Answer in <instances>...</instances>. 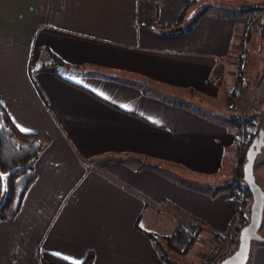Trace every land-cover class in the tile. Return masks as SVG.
<instances>
[{
	"label": "crops",
	"instance_id": "crops-1",
	"mask_svg": "<svg viewBox=\"0 0 264 264\" xmlns=\"http://www.w3.org/2000/svg\"><path fill=\"white\" fill-rule=\"evenodd\" d=\"M193 12L189 0H0V105L18 130L43 134L12 181L0 264H49L45 251L74 264H169L146 232L161 237L178 222L200 235L171 255L182 261L202 233L207 253L223 252L210 231L226 228L235 203L215 182L235 151L229 116L248 107L232 74L247 58L235 50L238 18ZM181 13L185 31L158 30ZM47 49L72 66L35 71ZM253 161L264 197V141ZM171 166L210 175L202 182L214 190L159 170ZM261 209L264 231V200ZM246 258L264 264V242Z\"/></svg>",
	"mask_w": 264,
	"mask_h": 264
},
{
	"label": "trees",
	"instance_id": "trees-1",
	"mask_svg": "<svg viewBox=\"0 0 264 264\" xmlns=\"http://www.w3.org/2000/svg\"><path fill=\"white\" fill-rule=\"evenodd\" d=\"M197 0H189V4H195ZM238 14V13H237ZM232 15V16H237ZM182 15L180 14L176 23L167 24L165 26L159 27L158 30L161 33H173L177 34L179 32L185 31L186 28L182 26ZM147 23V22H146ZM258 27H260V31L264 32V24L261 22L258 23ZM241 33L238 32L234 37L235 45L238 46L243 41L246 40L247 31L246 28H242ZM48 50V49H47ZM46 50V51H47ZM48 60L45 63H39L34 67L35 71L40 72H53L57 73L59 68L69 66L65 64L63 60H60L58 57L54 56L51 51H47ZM238 56L242 55L244 59L245 52H237ZM238 68H242V62L239 61ZM241 83V81H240ZM230 115V114H229ZM255 116L250 114H241L240 116L230 115L228 119L229 126L234 130L232 133V147L235 151V154L232 156L230 168H229V176L225 178H221L219 181L215 182L218 184H222L226 187L229 198L232 202H234L233 207V215L230 217L229 221H227L226 228L217 233L216 231H210V234L214 236L217 241H220L222 237H224L232 248L228 250H223L222 253L214 254L204 260L201 264H219V259L226 253H230L234 249V244L237 240V230L243 224L246 223V218L248 215V203L250 202L249 198V189L242 182V174L241 168L243 164V158L245 153V148L248 143L252 141L254 136H262L261 138L264 141V125L260 123L258 119H254ZM262 133V134H261ZM43 134L40 131H20L14 126L12 123L8 121L6 112L0 105V173L8 174L10 173V178L6 181V192H3L0 195V219L3 218L7 206L10 201L13 199L12 188H13V178L15 175L19 173L25 172L26 169L29 168L31 163L35 160L37 152L41 149V143ZM211 183V182H208ZM205 184V187L209 188L210 192L214 189L208 187L209 184ZM5 182L0 181V190L3 189ZM179 223V222H178ZM176 224L174 230L170 234L161 235V239H163V244L168 250L177 251L184 253L187 248L195 242L197 239L196 233L197 229L200 226L196 224ZM194 229L193 231L191 229ZM148 237L152 239L154 242V246L157 251H159V257L172 264L171 260L168 258L167 253L163 250V246L161 245V239H159L154 232L149 231L146 232ZM261 234V233H260ZM262 239H258L260 242H264V234H261ZM213 248V252H215L216 248ZM159 249V250H158ZM42 255L47 258V262L49 264H74L71 261L64 260L60 256L56 254L48 253L47 251L42 252ZM77 264H86V261L82 260L77 262Z\"/></svg>",
	"mask_w": 264,
	"mask_h": 264
},
{
	"label": "rangeland",
	"instance_id": "rangeland-1",
	"mask_svg": "<svg viewBox=\"0 0 264 264\" xmlns=\"http://www.w3.org/2000/svg\"><path fill=\"white\" fill-rule=\"evenodd\" d=\"M200 12H208L212 14L217 13L220 15H225V14L236 15L238 13L237 16H235L236 18L239 19V23L237 25V32L241 33L240 30L243 27L246 28L247 31V35H246L247 41L241 42L235 48L236 53L238 51L241 53L245 52L244 58H247L244 60L243 62L244 64H242L244 65L243 66L244 68L243 67L238 68V70L239 69L241 70L240 71L241 78L239 79V81L243 82L242 79H245L244 76L245 74L247 76L246 80H248L247 81L248 83L237 84L235 85V89H237L240 92V90H242V87H240V85H242L243 87L246 86L249 89L248 92H246L247 100H245L248 103L247 105L248 107L247 110L243 112V114H250L252 116H255L254 119L255 120L258 119L260 123L264 125V32H261L260 27H258V23L261 22L264 17V0H197V2L194 4L193 14L198 15L200 14ZM235 83H236V79H235ZM241 95L238 97L237 101L235 100L236 107H238L239 105V98H240V102L242 103L244 102L243 98H241ZM195 100L197 103L199 102V100L196 99V96H193L191 103ZM233 115L236 116L237 114H233ZM235 151L233 155L235 154ZM171 168L172 170H174L175 174H169L168 169H166L165 167H161V169L159 170L163 174H165V176L166 175L170 177L172 176L178 181V183H182V184L184 182L187 183L188 181H190L192 179L191 177H197L198 179L195 178V182L192 183L193 187L195 186V183H197V185L200 187L207 184V183L204 184V182L202 181H205L207 180V178L211 177L208 174L205 176H203L202 174H192L190 173V171L186 170L185 168L174 167V166H171L170 169ZM229 168L230 167L226 168L227 174L223 173L225 175L224 176L222 175L223 176L222 178L229 176L228 174ZM208 184L210 185V183ZM161 210L164 212L166 211V209H161ZM161 218H162L161 216H158V218L156 219L157 224L163 223ZM257 233L264 234V231L261 228V226L258 227ZM199 235L200 232L197 231L196 233L197 239ZM158 238L161 239L160 236H158ZM207 239H209L207 234L204 235V233H202V237L199 238L198 243H195V246L191 247L190 252L186 253V256L183 255L181 257L183 262L180 261V257L175 255V252L173 253L174 255L170 254L169 252L170 250H168L163 244L164 243L163 239H161V245L163 246V250L166 251L168 258L170 257L169 259H172L173 261L176 260L180 264H201L202 258L203 260H207L211 256V253H207L206 251L209 250L208 248H206ZM215 240L217 241L216 238ZM225 240L222 241L220 240L214 243L215 248L219 249L220 247H224V250H228L232 248V245H230L229 242H226ZM259 242H260L259 240L251 239L249 241V246L252 247V245L259 244ZM174 257L175 259H173ZM244 264H247V261Z\"/></svg>",
	"mask_w": 264,
	"mask_h": 264
},
{
	"label": "water",
	"instance_id": "water-1",
	"mask_svg": "<svg viewBox=\"0 0 264 264\" xmlns=\"http://www.w3.org/2000/svg\"><path fill=\"white\" fill-rule=\"evenodd\" d=\"M264 24V17L262 20ZM262 134V133H261ZM262 136H254L252 141L247 144L244 153L243 164L241 168L242 182L249 189L250 202L248 203V215L246 223L237 230V240L234 249L230 253L224 254L219 259V264H244L247 260V252H249V241L251 239H262V235L257 233L260 225V216L262 215V203L264 200L262 194V187L255 181L254 173H252L253 158L261 142L263 143ZM246 246L247 252L245 254L244 247Z\"/></svg>",
	"mask_w": 264,
	"mask_h": 264
},
{
	"label": "built area",
	"instance_id": "built-area-1",
	"mask_svg": "<svg viewBox=\"0 0 264 264\" xmlns=\"http://www.w3.org/2000/svg\"><path fill=\"white\" fill-rule=\"evenodd\" d=\"M236 65H239V64H236ZM241 70L239 69H236L234 72H232L233 76L235 77L236 79V83L233 84L234 86L239 84V79L241 78ZM209 78V81L211 82V84L213 85H216L217 83L220 82V74L218 72H215V73H212L208 76Z\"/></svg>",
	"mask_w": 264,
	"mask_h": 264
},
{
	"label": "snow or ice",
	"instance_id": "snow-or-ice-1",
	"mask_svg": "<svg viewBox=\"0 0 264 264\" xmlns=\"http://www.w3.org/2000/svg\"><path fill=\"white\" fill-rule=\"evenodd\" d=\"M121 107L127 108V105H121ZM155 123H159V121H155ZM17 127H19V125H17ZM20 130L21 131H25V129H23V128H20ZM10 175H11L10 173H8V174L0 173V181L5 182V185H4L3 189L0 190V195H2L3 192H6V190H7V188H6V181L10 178ZM244 252H245V254L247 252L246 246L244 247ZM57 255H59V254H57ZM65 259H67V258H65Z\"/></svg>",
	"mask_w": 264,
	"mask_h": 264
}]
</instances>
